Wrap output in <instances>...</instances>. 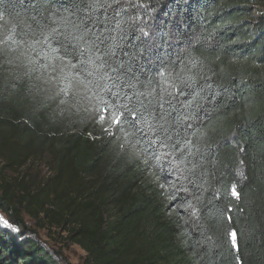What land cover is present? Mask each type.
<instances>
[{
    "label": "trees",
    "instance_id": "1",
    "mask_svg": "<svg viewBox=\"0 0 264 264\" xmlns=\"http://www.w3.org/2000/svg\"><path fill=\"white\" fill-rule=\"evenodd\" d=\"M0 210L85 264H264V0H0Z\"/></svg>",
    "mask_w": 264,
    "mask_h": 264
},
{
    "label": "rangeland",
    "instance_id": "2",
    "mask_svg": "<svg viewBox=\"0 0 264 264\" xmlns=\"http://www.w3.org/2000/svg\"><path fill=\"white\" fill-rule=\"evenodd\" d=\"M37 169L40 170L41 175L47 177L52 176L47 166H44L42 163H33L31 166H25L17 173L18 175L11 171H6L4 176L6 178L21 176L26 173V171H35ZM21 217L26 229L20 228V230L11 223L7 214L0 210V218H2V220H0V229L6 230L14 237L18 236L19 232L32 230L37 240L56 256L59 264H85V252L78 245L66 240V232L62 231L60 227L50 226L47 222H43L44 220H37L36 223L28 213L26 214L23 212ZM29 234L32 236L31 233Z\"/></svg>",
    "mask_w": 264,
    "mask_h": 264
},
{
    "label": "snow or ice",
    "instance_id": "3",
    "mask_svg": "<svg viewBox=\"0 0 264 264\" xmlns=\"http://www.w3.org/2000/svg\"><path fill=\"white\" fill-rule=\"evenodd\" d=\"M2 220V218H0ZM228 236L230 240L232 241V247L237 248L238 247V233L236 231H232L228 233Z\"/></svg>",
    "mask_w": 264,
    "mask_h": 264
}]
</instances>
